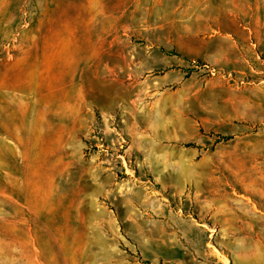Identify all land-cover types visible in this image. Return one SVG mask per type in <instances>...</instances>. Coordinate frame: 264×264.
I'll return each mask as SVG.
<instances>
[{
    "label": "rangeland",
    "instance_id": "rangeland-1",
    "mask_svg": "<svg viewBox=\"0 0 264 264\" xmlns=\"http://www.w3.org/2000/svg\"><path fill=\"white\" fill-rule=\"evenodd\" d=\"M0 264H264V0H0Z\"/></svg>",
    "mask_w": 264,
    "mask_h": 264
}]
</instances>
